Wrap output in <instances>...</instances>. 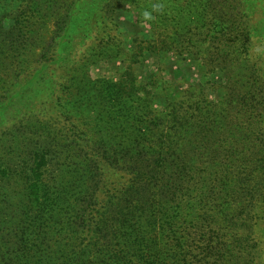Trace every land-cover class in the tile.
<instances>
[{
	"label": "trees",
	"instance_id": "trees-1",
	"mask_svg": "<svg viewBox=\"0 0 264 264\" xmlns=\"http://www.w3.org/2000/svg\"><path fill=\"white\" fill-rule=\"evenodd\" d=\"M256 1L187 0L180 19L183 7L163 0L159 43L148 51L198 65L209 95L162 81L157 94L151 82L121 90L85 74L88 62L65 63L56 82L41 75L58 61H0V73L32 68L0 98V264H135L124 259L136 253L150 264H264V0ZM40 94L70 121L65 133L32 117Z\"/></svg>",
	"mask_w": 264,
	"mask_h": 264
},
{
	"label": "rangeland",
	"instance_id": "rangeland-1",
	"mask_svg": "<svg viewBox=\"0 0 264 264\" xmlns=\"http://www.w3.org/2000/svg\"><path fill=\"white\" fill-rule=\"evenodd\" d=\"M186 1L176 0L175 4L181 9ZM259 1L255 3L257 6ZM99 3L100 0H0V16L6 26L0 33V61L11 57L24 58L33 67L37 61L43 64L58 61L60 66L54 73H51L52 65L41 75L56 82L65 78L61 73V69L66 68L62 66L65 63H71L72 67L88 62L90 70L84 69L85 74L122 83L124 88L120 87L121 90L128 91L134 81L137 85L151 82L146 90L157 94L161 90L158 82L162 81L163 85H172L181 94L205 91L209 95L208 77L198 65H188L172 53L155 55L148 51L149 47L152 50L151 47L159 43L160 30L153 23L160 19L163 0H109L104 8ZM153 5H160V10H154ZM185 10L184 7L183 11L181 9L180 19H185ZM198 11L205 14V7L198 5ZM145 12H149L152 19H145ZM256 17L257 14L253 18ZM10 22L15 26L12 33L8 31ZM152 29L155 30L154 36ZM31 71L32 68L13 73L1 71L0 98L15 91L13 83L29 79ZM65 73L69 74L68 70ZM171 87L168 93L173 91ZM28 90L26 87L23 94ZM43 97L50 100L47 95H38L33 106L30 105V109L36 108L32 117L38 115L39 119L54 123L65 133L70 121L52 108L53 102L42 101ZM107 113L104 110L99 113L101 123ZM23 155L27 158L29 150H24ZM124 260L150 264L148 257L138 253Z\"/></svg>",
	"mask_w": 264,
	"mask_h": 264
},
{
	"label": "clouds",
	"instance_id": "clouds-1",
	"mask_svg": "<svg viewBox=\"0 0 264 264\" xmlns=\"http://www.w3.org/2000/svg\"><path fill=\"white\" fill-rule=\"evenodd\" d=\"M160 8H161L160 5L154 6V10H156V11H159ZM144 17H145V19H152V16H151V14L149 12H145L144 13Z\"/></svg>",
	"mask_w": 264,
	"mask_h": 264
}]
</instances>
